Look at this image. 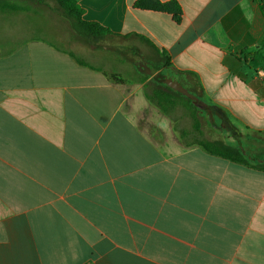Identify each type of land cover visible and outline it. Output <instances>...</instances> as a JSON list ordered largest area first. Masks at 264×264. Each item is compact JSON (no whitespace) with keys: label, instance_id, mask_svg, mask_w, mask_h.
I'll list each match as a JSON object with an SVG mask.
<instances>
[{"label":"crops","instance_id":"obj_1","mask_svg":"<svg viewBox=\"0 0 264 264\" xmlns=\"http://www.w3.org/2000/svg\"><path fill=\"white\" fill-rule=\"evenodd\" d=\"M75 1L166 51L221 132L225 114L264 134L259 0H175L179 24L137 0ZM0 264H264V171L184 144L144 83L27 39L0 53Z\"/></svg>","mask_w":264,"mask_h":264},{"label":"rangeland","instance_id":"obj_2","mask_svg":"<svg viewBox=\"0 0 264 264\" xmlns=\"http://www.w3.org/2000/svg\"><path fill=\"white\" fill-rule=\"evenodd\" d=\"M26 7L25 11H0V53H5L27 39L42 38L110 75L136 78L133 65L139 62L141 67L144 66L145 74L155 75L160 69L157 53L145 42L114 36H107L98 42H86L76 35L67 19L56 11L38 3H29ZM171 113L178 134L187 132V139L191 142L222 137L232 145L240 140L243 146L255 149L256 153L264 150V134L250 131L248 136L244 128L239 126L240 135L234 137L231 132H221L203 114L199 115L202 121L199 133L194 127V113L184 100H180Z\"/></svg>","mask_w":264,"mask_h":264},{"label":"trees","instance_id":"obj_3","mask_svg":"<svg viewBox=\"0 0 264 264\" xmlns=\"http://www.w3.org/2000/svg\"><path fill=\"white\" fill-rule=\"evenodd\" d=\"M259 2L262 13L264 15V0H259ZM29 3H38L39 5L46 6L54 12L56 11V13L61 14V16L67 19L76 35L85 40L86 42H98L104 40L107 36H114L126 39H132L135 37L139 41L148 44L158 55V64H160V69L156 72L157 74H145L144 66L141 67V62H139L138 64L135 63L133 65V69L136 72V78H124L119 77L118 75L110 74L109 77L116 81L132 80L144 83L148 99L170 118L172 117L170 114H172L171 112L176 107L178 102L180 100H184L186 106H188L194 113V127L196 131L201 133L202 121L200 120L199 115L203 114V112L209 108L217 107L209 106L207 104H205L202 108L197 107L194 105V102L191 99L171 89L164 83L165 78H171V75L168 70L172 68L170 56L166 53V51L159 49L148 38L142 35H117L98 23L84 20L83 10L80 8V6L76 3L75 0H0V11H25L27 10L26 6ZM134 7L143 10H152L156 12L167 13L171 15L173 20L178 24L181 23L183 17L182 7L175 0L168 2H162L160 0H137L134 3ZM54 46L58 49H61L56 44H54ZM69 54L74 57L81 65L97 69L96 67L80 60L74 54L70 52ZM218 110L220 111V109ZM224 119L226 126L230 128L231 135H233L234 137H238L240 135L239 125L233 124L228 118V116L225 114ZM242 128H244V130L247 132L245 134L248 136V133L250 131L255 132L250 130V128L248 127ZM256 134L262 133L256 131ZM179 136L182 142L188 146L197 145L211 155L222 157L235 163L243 164L264 171V150L256 153L254 152L255 149H247V147L243 146L240 140H238L235 145H232L224 141L223 139L203 138L191 142L187 139V132H183L179 134ZM248 139L252 140L250 138Z\"/></svg>","mask_w":264,"mask_h":264},{"label":"water","instance_id":"obj_4","mask_svg":"<svg viewBox=\"0 0 264 264\" xmlns=\"http://www.w3.org/2000/svg\"><path fill=\"white\" fill-rule=\"evenodd\" d=\"M164 83L171 89L181 93L185 97L191 99L194 105L197 107H204V103L193 93H191L186 87H184L179 81L173 80L172 78H165Z\"/></svg>","mask_w":264,"mask_h":264},{"label":"built area","instance_id":"obj_5","mask_svg":"<svg viewBox=\"0 0 264 264\" xmlns=\"http://www.w3.org/2000/svg\"><path fill=\"white\" fill-rule=\"evenodd\" d=\"M258 75H259V77L264 81V70L260 69V70L258 71Z\"/></svg>","mask_w":264,"mask_h":264}]
</instances>
